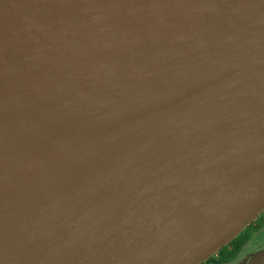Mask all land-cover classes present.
<instances>
[{
  "label": "water",
  "instance_id": "1",
  "mask_svg": "<svg viewBox=\"0 0 264 264\" xmlns=\"http://www.w3.org/2000/svg\"><path fill=\"white\" fill-rule=\"evenodd\" d=\"M264 208V0H0V264H199Z\"/></svg>",
  "mask_w": 264,
  "mask_h": 264
},
{
  "label": "trees",
  "instance_id": "2",
  "mask_svg": "<svg viewBox=\"0 0 264 264\" xmlns=\"http://www.w3.org/2000/svg\"><path fill=\"white\" fill-rule=\"evenodd\" d=\"M250 235V231L244 227L226 245L221 247L218 252L211 254L199 264H224L232 260L249 239Z\"/></svg>",
  "mask_w": 264,
  "mask_h": 264
},
{
  "label": "flooded vegetation",
  "instance_id": "3",
  "mask_svg": "<svg viewBox=\"0 0 264 264\" xmlns=\"http://www.w3.org/2000/svg\"><path fill=\"white\" fill-rule=\"evenodd\" d=\"M246 229H248L251 233L249 239L244 243V245L242 246V248L240 249V251L238 252V254L230 261L224 263V264H240L243 260H247L249 259L250 255L252 252L256 251V250H260L263 249L264 250V244H259L260 241L258 238H254V235H259L258 237H262L261 235L264 234V211H262V213H259L256 217V219L252 222H250L249 224L246 225ZM264 236V235H263ZM252 240L256 241V246L257 248L249 251L245 254H243V251L245 250L246 246L248 244H250V242H252ZM243 254V255H242Z\"/></svg>",
  "mask_w": 264,
  "mask_h": 264
},
{
  "label": "rangeland",
  "instance_id": "4",
  "mask_svg": "<svg viewBox=\"0 0 264 264\" xmlns=\"http://www.w3.org/2000/svg\"><path fill=\"white\" fill-rule=\"evenodd\" d=\"M262 211H264V208L260 211V213H262ZM263 235H261L262 237H258L259 235H257V236L254 235L253 239L254 238H258L259 241H260L259 244L260 245L264 244V236ZM256 244H257L256 241L252 240V242H250V244H248L246 246L245 250L243 251V254L256 249L257 248ZM240 264H264V250L263 249H260V250L258 249L256 251L252 252L250 257H249V259H247L246 261L243 260Z\"/></svg>",
  "mask_w": 264,
  "mask_h": 264
}]
</instances>
